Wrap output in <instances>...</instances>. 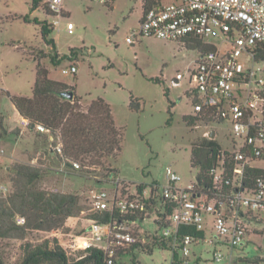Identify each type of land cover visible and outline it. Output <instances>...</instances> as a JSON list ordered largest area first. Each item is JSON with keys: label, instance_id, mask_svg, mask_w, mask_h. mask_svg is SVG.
Here are the masks:
<instances>
[{"label": "rangeland", "instance_id": "obj_1", "mask_svg": "<svg viewBox=\"0 0 264 264\" xmlns=\"http://www.w3.org/2000/svg\"><path fill=\"white\" fill-rule=\"evenodd\" d=\"M168 1L163 0V3ZM31 4L32 0H0V203L9 196L13 169L17 164L43 169L42 189L75 194L83 207L82 213L67 219L64 226L58 228L64 235L63 240L69 242L72 234L84 232L90 224L84 216L91 206V190H113L110 175L124 180L131 191L154 180L163 182L167 166L174 168L183 182H195L199 170L191 165L193 144L210 139L211 133L215 132L213 139L222 148L229 147V127L192 115L189 69L203 51L188 49L187 41L142 38L133 45L127 42V37L140 24L143 0H116L110 4L66 0L65 13L58 17V25L53 23L56 16L45 15L43 0L35 11H31ZM25 16L30 20L34 17L47 20L53 29L51 37L56 41L58 54L73 55L70 49L76 48L77 60L65 58L58 66L54 65L51 60L53 48L42 38L40 25L26 22ZM69 22L74 24L71 33L67 29ZM218 42L221 44L220 40ZM221 47L225 48L224 45ZM241 59L248 60L247 55ZM39 61L47 67L52 79L75 88L77 95L82 97L81 108L86 109L99 97L110 105L116 125L123 131L121 152L102 159L100 165H86L82 166V171H72L68 166L65 169L61 158L50 149L52 134L41 132L36 126L24 133L16 128L20 126L19 113L5 92L31 96ZM73 63L78 72L65 74L64 68ZM178 73H183L185 78L178 81ZM154 78H160L161 82H155ZM166 89L169 98L165 95ZM132 95L134 102L141 104L139 110L130 106ZM169 99L174 102L173 107H170ZM59 139L63 145L61 136L56 142ZM85 162L89 164L88 160ZM1 186L7 187V191ZM18 216L22 215H17L15 220ZM155 219L152 215L138 226L137 238L142 245L133 254L121 258L124 263L172 264L170 249L153 246L151 252L146 251L155 233H163ZM251 225L247 237L250 251L264 258V218ZM49 236L53 235L27 232L25 238L0 239L5 261L16 263L22 256L25 243L37 244ZM213 236L215 233L209 229L207 238ZM216 248L219 245L204 241L193 245L191 264H197L199 256L203 258L199 264H206ZM179 258H183L182 253ZM260 264H264V260Z\"/></svg>", "mask_w": 264, "mask_h": 264}, {"label": "built area", "instance_id": "obj_2", "mask_svg": "<svg viewBox=\"0 0 264 264\" xmlns=\"http://www.w3.org/2000/svg\"><path fill=\"white\" fill-rule=\"evenodd\" d=\"M43 1L57 17L54 25L60 24L58 17L64 16L66 0ZM93 1L110 4L116 0ZM73 28L74 24L69 22L70 33ZM142 38L169 41L199 38L215 45L214 50L200 54L189 69L188 91L194 117L229 127L230 145L220 150L218 164L211 171L215 191L199 187L198 178L195 182H183L171 166L165 168L163 182L154 180L142 192L137 187L131 191L124 180L112 174L108 178L113 190L92 189L90 204L95 210L111 211L114 217L107 223L87 219L90 224L84 232L72 234L71 240L65 242L72 248L102 249L107 264H118V253L138 241L133 228L137 222L129 224L120 217L145 213L166 222L161 235L173 240L172 264H191L192 246L203 241L219 245L206 264H245L240 260L252 252L247 240L250 226L264 218V60L257 61L253 49L258 43L264 45V0H169L143 12L139 26L127 37V42L133 45ZM243 55L248 60H242ZM63 72L76 74L78 67L73 63ZM184 78L183 73L177 74L178 81ZM22 123L29 127L30 120L24 117ZM36 128L49 133L41 124ZM50 140H54L52 135ZM55 148L59 154L63 153L60 139ZM71 164L72 171L83 170L79 161ZM247 167L262 172L254 186L244 182L248 178ZM224 181L229 185L225 189ZM152 198L160 202L162 212L166 208L171 212L161 216L154 210L151 213ZM16 222L24 224L26 218L18 216ZM181 226H194L204 231L205 237L182 236ZM209 229L215 236L208 239ZM51 235L62 240L64 236L59 229ZM179 253L183 258H179ZM200 261L202 256L196 263Z\"/></svg>", "mask_w": 264, "mask_h": 264}, {"label": "trees", "instance_id": "obj_3", "mask_svg": "<svg viewBox=\"0 0 264 264\" xmlns=\"http://www.w3.org/2000/svg\"><path fill=\"white\" fill-rule=\"evenodd\" d=\"M39 2L40 0H32L31 11L39 8ZM162 4L163 0H143V12ZM44 5L46 8L45 15L55 16L49 11L45 3ZM24 19L26 22L40 25L42 38L47 45L53 48L51 60L54 65L58 66L65 58L77 60L75 59L76 48L70 49L73 55L58 54L56 41L51 37L53 29L47 20L38 17L30 20L28 16H25ZM186 47L191 50H202L203 53L215 49L213 44H206L199 38L188 39ZM253 49H255L256 60L263 61L264 45L258 43ZM152 80L161 82L160 78ZM68 89L74 92L73 99H68L63 95ZM5 95L19 114L30 120L29 129L32 130L37 124H41L50 134L55 136L50 149L61 158L66 167H72L71 163L73 161H80L83 167L86 165H100L102 159L112 157L122 150L123 131L122 128L116 125L110 105L99 97L92 100L86 109L81 108L79 102L82 101V97L77 95L75 88L50 78L49 70L40 61L36 63V80L31 96L11 95L7 90ZM165 95L169 98L168 89L165 90ZM169 104L170 107L174 106V102L170 99ZM140 105L134 102L132 95L131 108L139 110ZM171 119L172 116L168 120L169 124ZM193 122L194 118L191 123ZM59 136H61L63 142L62 154H59L55 148ZM221 149L222 146L213 138H205L199 143L193 144L191 148V165L199 170L197 174V178L200 180L199 187L206 189L210 187L215 191L211 171L218 164ZM85 160H88L89 164H86ZM13 173V184L9 196L0 203V239L6 237L25 238L27 232L52 234L56 229L63 227L67 219L82 213L83 207L77 195L52 192L40 187L44 173L43 169L30 164L19 163L13 169ZM261 173L258 168L247 167L248 178L244 182L248 186H254L256 178ZM149 185L140 184L137 188L142 192ZM223 186L224 189L229 187L225 181ZM149 202H151V213H153V210L158 212L159 215L171 212L169 208L162 212L160 202H155L153 198L152 200L149 199ZM17 215L26 217V222L18 224L15 220ZM114 215L109 210H95L90 206L84 217L100 223H107ZM152 215L136 213L120 218L126 219L129 224L136 221L137 223L133 228L137 235L138 226L140 227L144 220ZM155 223L160 229H163V226L166 225L164 220L155 219ZM179 234L182 236L190 234L198 238L205 237L204 231H198L194 226H181ZM172 242L171 237H165L156 232L153 241L146 246V251L151 252L153 246L172 249ZM141 245L142 243L137 241L129 249L120 251L117 258L118 264H126L121 258L133 254ZM177 256L178 254L175 252L174 257L177 258ZM263 260L264 258H261L256 252H249L240 261L245 264H260ZM133 261L135 260L133 259ZM0 264H9L5 261L1 246ZM14 264H107V262L102 249L97 247L72 248L64 240L49 236L37 244L25 243L21 258Z\"/></svg>", "mask_w": 264, "mask_h": 264}, {"label": "crops", "instance_id": "obj_4", "mask_svg": "<svg viewBox=\"0 0 264 264\" xmlns=\"http://www.w3.org/2000/svg\"><path fill=\"white\" fill-rule=\"evenodd\" d=\"M51 78V77H50ZM15 107V106H14ZM18 112V111H17ZM19 113V112H18ZM19 117H20V120H19V125L20 126H16V128L18 129H20V131H21V133H24V131H32L31 129H29V127L28 126H25L23 123H22V119H24V117L23 116H21L20 114H19Z\"/></svg>", "mask_w": 264, "mask_h": 264}, {"label": "water", "instance_id": "obj_5", "mask_svg": "<svg viewBox=\"0 0 264 264\" xmlns=\"http://www.w3.org/2000/svg\"><path fill=\"white\" fill-rule=\"evenodd\" d=\"M63 95H64L66 98H68V99H73V97H74V92H73L72 90H67V91H65V92L63 93ZM214 136H215V132H212L211 135H210V137H211V138H214ZM198 182L200 183V180H199V179H198Z\"/></svg>", "mask_w": 264, "mask_h": 264}]
</instances>
